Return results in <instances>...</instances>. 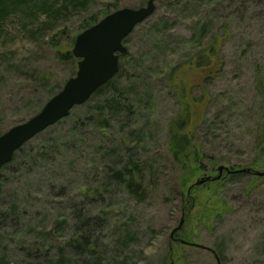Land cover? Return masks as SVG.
Returning <instances> with one entry per match:
<instances>
[{"label": "rangeland", "instance_id": "1", "mask_svg": "<svg viewBox=\"0 0 264 264\" xmlns=\"http://www.w3.org/2000/svg\"><path fill=\"white\" fill-rule=\"evenodd\" d=\"M42 2L17 7L2 25L0 133L36 114L75 74L76 62L57 53L71 51L84 22L147 0H88L60 13ZM154 4L123 42L127 51L112 84L122 95L120 110L97 108L110 96L106 88L25 143L0 170V264H45L60 251L71 255L64 245L78 214L98 223L101 264H216L201 247L215 251L220 264H264V177L223 181L214 197L227 208L204 223V203L216 205L214 186L193 187L200 188L190 191L183 213L178 182L188 170L177 171L168 147L169 126L186 119L193 146L207 157L241 167L255 158L264 124V0ZM210 36L217 38L215 64L203 74L190 64ZM126 163L136 165L140 189L113 177ZM202 165L205 171L190 176L184 195L197 179L216 175L208 173L206 159ZM181 219L178 239H169ZM125 231L133 239L123 246Z\"/></svg>", "mask_w": 264, "mask_h": 264}, {"label": "water", "instance_id": "2", "mask_svg": "<svg viewBox=\"0 0 264 264\" xmlns=\"http://www.w3.org/2000/svg\"><path fill=\"white\" fill-rule=\"evenodd\" d=\"M154 10V0H147L146 4L139 8H119L75 36L71 49L72 56L77 60L75 74L65 81L61 89L53 94L36 114L0 134V168L10 163L14 153L25 143L66 118L74 107L86 103L100 87L115 76L119 71V56L127 51L123 40L136 26L149 18ZM223 173L226 176L250 174L264 177V170L252 168L231 170L227 166L219 165L215 176L204 175L197 179L187 189L186 198L189 199L191 188L215 182ZM182 223L183 219L171 231L169 239H174V233L181 228ZM179 242L190 244L183 240ZM193 246L199 245L193 244ZM201 248L211 252L216 264H220L219 258L212 249ZM170 264H173L172 259Z\"/></svg>", "mask_w": 264, "mask_h": 264}, {"label": "trees", "instance_id": "3", "mask_svg": "<svg viewBox=\"0 0 264 264\" xmlns=\"http://www.w3.org/2000/svg\"><path fill=\"white\" fill-rule=\"evenodd\" d=\"M32 0H0V33L2 29L3 22L5 20V17L11 12L14 11L17 7L21 5L28 4ZM58 0H54V3L48 2V0H43L42 6L45 7L46 10H55L57 13H60L62 10L67 11L68 4L73 5L74 7L78 6H84L88 0H60V5L57 7V9H54L55 2ZM116 10V8L114 9ZM110 12H105L104 16L109 14ZM98 21V19L94 16L89 19V21L84 22L82 25V31L91 25L95 24ZM204 30V29H203ZM201 34V33H199ZM127 38V37H126ZM126 38L123 40V42L126 40ZM55 39H52L54 41ZM72 44L74 42V39L71 40ZM217 42L216 36L209 37L208 43L206 46L202 49V51H199L198 56L192 61L190 64L191 67H193L195 70L201 72V73H207L208 70L213 69L214 57H215V45ZM58 57L61 60H69L72 63L77 62L76 59L72 56L71 51L66 49L65 51H58ZM124 55L119 56V71L115 74V76L110 79L105 85L100 87L91 97L100 95L104 89L109 88L110 89V96L108 98L104 99L103 104H99L97 106L98 109H104L109 108L113 111H119L121 108V99L120 96L121 93L116 94V89L112 88V84L115 81V79L119 76V73L122 69V66L120 64V58H122ZM70 78V77H69ZM261 93L264 95V88H262ZM52 95V94H51ZM185 103V102H184ZM185 103V107H186ZM93 117H87L86 120H91ZM105 122V121H104ZM188 126L186 119H175L173 123L169 126V153L172 156L175 167L178 172H182L184 170H188L185 175L181 176V179L179 180L178 184L180 187V197H181V204H183L182 208L186 212L190 208V200L186 198V195L183 194L182 191H184L188 179L191 175L195 173V171H202L204 172L205 169L202 165V160L206 159L212 170H209V174L216 171V168L219 165H222V161L214 160L211 157H207L205 154L201 153L200 150L193 146L192 141V131L186 130ZM1 134V133H0ZM256 149L257 154L254 159L247 165V166H237L234 164H230L227 166L231 170H238L241 168H252L253 170H264V124L260 125L257 131V137H256ZM25 145V144H24ZM24 145L19 148L13 156V159L10 163L2 166L0 170H3L12 164L19 152L22 151V148ZM136 165L131 163H126L124 166L121 167V169H114L113 170V177L116 180H123L127 186H132L135 189H140V184L138 182L139 175L136 172ZM243 174H234V175H225V173L222 174V177L215 181L211 182V184L214 186V188H211V192L213 193V196H211V201L214 199L216 201L215 206H209L204 203L205 206H208V209L203 211V214L200 215V217L205 222H212L215 218L220 217L225 212V209L227 206H225V203L223 200H220L219 197H214V189L220 188V184L223 183L226 179L232 178V176H240ZM250 175V174H248ZM252 176V175H250ZM198 188H192L191 191L199 189ZM211 195V194H210ZM209 200V199H208ZM188 206V207H187ZM224 210V211H222ZM84 216V215H83ZM98 226L97 221L94 219H91L89 217H82L81 214H78L76 216V224L74 226L73 236L71 239H69L66 244L64 245V249H68L72 251L71 255H68L67 253L60 251L58 253V256L56 259L48 260L45 264H101L102 259L101 255L97 254V242L96 237L94 236L95 228ZM179 231L175 233V236H178ZM133 239V236L130 233H127L125 231L124 236L122 237L120 245L126 246L128 244V241H131ZM185 240V238H183ZM187 240V239H186ZM189 241V240H187ZM182 244V243H178ZM215 253V251H214ZM216 254V253H215ZM219 258V261L221 257H219L218 254H216ZM168 256H171V251L168 252Z\"/></svg>", "mask_w": 264, "mask_h": 264}, {"label": "flooded vegetation", "instance_id": "4", "mask_svg": "<svg viewBox=\"0 0 264 264\" xmlns=\"http://www.w3.org/2000/svg\"><path fill=\"white\" fill-rule=\"evenodd\" d=\"M174 237H175V239H178V237H177V236H175V235H174ZM173 242H177V240H176V241H175V240H173Z\"/></svg>", "mask_w": 264, "mask_h": 264}]
</instances>
